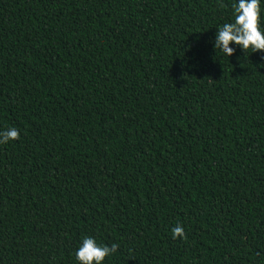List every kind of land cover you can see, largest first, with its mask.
I'll use <instances>...</instances> for the list:
<instances>
[{"label":"trees","instance_id":"16d2710c","mask_svg":"<svg viewBox=\"0 0 264 264\" xmlns=\"http://www.w3.org/2000/svg\"><path fill=\"white\" fill-rule=\"evenodd\" d=\"M234 3L0 0V264H77L83 235L264 264V52L211 43Z\"/></svg>","mask_w":264,"mask_h":264},{"label":"clouds","instance_id":"9594fccd","mask_svg":"<svg viewBox=\"0 0 264 264\" xmlns=\"http://www.w3.org/2000/svg\"><path fill=\"white\" fill-rule=\"evenodd\" d=\"M261 4L264 0H235L233 5L234 19L219 26L212 38V49L215 55L219 51L228 58L237 51L246 53L264 52V24L261 20ZM239 59V58H238ZM19 132L15 127L0 130V144L18 138ZM174 238L183 235V228L177 225L172 228ZM117 249L116 244L108 246L98 243L95 237L83 235L75 250L77 264H105Z\"/></svg>","mask_w":264,"mask_h":264}]
</instances>
